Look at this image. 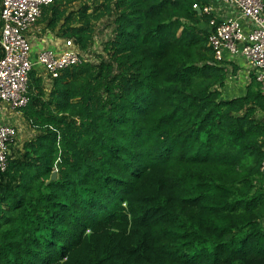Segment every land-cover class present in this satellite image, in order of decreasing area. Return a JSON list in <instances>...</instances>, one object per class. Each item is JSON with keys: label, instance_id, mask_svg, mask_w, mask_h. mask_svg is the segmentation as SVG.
I'll use <instances>...</instances> for the list:
<instances>
[{"label": "trees", "instance_id": "16d2710c", "mask_svg": "<svg viewBox=\"0 0 264 264\" xmlns=\"http://www.w3.org/2000/svg\"><path fill=\"white\" fill-rule=\"evenodd\" d=\"M209 3L44 8L80 51L103 18L112 31L50 85L30 72L19 113L35 135L0 170V264H264V96L253 76L222 96L231 69L194 9Z\"/></svg>", "mask_w": 264, "mask_h": 264}, {"label": "built area", "instance_id": "2783aa9c", "mask_svg": "<svg viewBox=\"0 0 264 264\" xmlns=\"http://www.w3.org/2000/svg\"><path fill=\"white\" fill-rule=\"evenodd\" d=\"M220 1V0H214ZM54 0H1L0 1V170L8 167L11 148L18 143L19 128L10 122L13 113L29 102L28 83L33 68L56 77L64 69L90 60L91 50L80 51L71 39L65 40V49L56 52L50 48L32 56V45L27 33L42 17L46 6ZM212 0L194 9L210 17L207 25L208 44L217 61L225 63L243 59L264 96V0H223L226 14H218ZM260 166L261 189L264 196V139Z\"/></svg>", "mask_w": 264, "mask_h": 264}, {"label": "crops", "instance_id": "0c3cea01", "mask_svg": "<svg viewBox=\"0 0 264 264\" xmlns=\"http://www.w3.org/2000/svg\"><path fill=\"white\" fill-rule=\"evenodd\" d=\"M214 0H212L213 2ZM213 6L217 9L218 14L225 16L227 8L223 0L213 2ZM42 17L37 21L35 26L30 32L27 33V37L32 45V56L36 59L37 54L40 50L44 48H50L56 52L62 51L65 49V40L58 29H51L47 24L41 20ZM230 67L231 71L225 85L221 88L222 96L224 98H234L239 95H243L246 92V86L250 82L252 73H249L243 59H238L236 61H227L225 62ZM235 73L233 74V70ZM254 77V76H253ZM20 113L12 114V118L15 122V115L17 121L24 120ZM25 121V120H24Z\"/></svg>", "mask_w": 264, "mask_h": 264}, {"label": "rangeland", "instance_id": "374dc122", "mask_svg": "<svg viewBox=\"0 0 264 264\" xmlns=\"http://www.w3.org/2000/svg\"><path fill=\"white\" fill-rule=\"evenodd\" d=\"M73 6L77 7L78 4L76 3ZM96 30L97 32L95 36L98 39L97 41L98 44H96V46L93 47V49L91 50V54L89 56V58L94 61H97L99 59L98 56L104 55L103 44L105 41H107L110 38L112 31L111 19L105 17L102 20H100L99 23H97ZM38 70H39V74L43 77L45 84L50 85L49 76L44 72L43 69L40 68ZM18 115L21 114H17V116ZM9 116H10V122L14 123L17 126V128H19L18 144L22 146L25 141L31 139L35 135V131L32 130L24 120L21 119L20 121L19 120L17 121L16 115H15V122L14 119L12 118L13 115H9Z\"/></svg>", "mask_w": 264, "mask_h": 264}, {"label": "water", "instance_id": "95a60500", "mask_svg": "<svg viewBox=\"0 0 264 264\" xmlns=\"http://www.w3.org/2000/svg\"><path fill=\"white\" fill-rule=\"evenodd\" d=\"M197 11H198V13H201V10H197ZM56 176H57V174H56V172H54V173L52 174V179H55Z\"/></svg>", "mask_w": 264, "mask_h": 264}]
</instances>
